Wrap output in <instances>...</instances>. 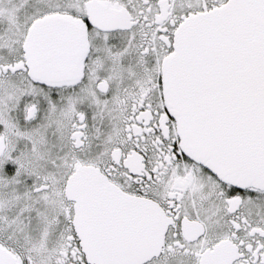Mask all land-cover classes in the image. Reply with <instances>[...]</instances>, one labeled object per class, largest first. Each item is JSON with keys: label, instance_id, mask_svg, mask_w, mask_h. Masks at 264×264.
I'll return each instance as SVG.
<instances>
[{"label": "snow or ice", "instance_id": "snow-or-ice-1", "mask_svg": "<svg viewBox=\"0 0 264 264\" xmlns=\"http://www.w3.org/2000/svg\"><path fill=\"white\" fill-rule=\"evenodd\" d=\"M0 264H264V0H0Z\"/></svg>", "mask_w": 264, "mask_h": 264}]
</instances>
